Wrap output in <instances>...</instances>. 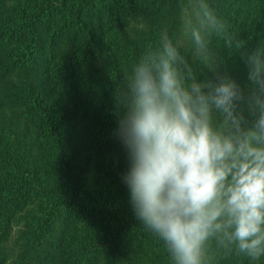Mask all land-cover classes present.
<instances>
[{"label":"trees","instance_id":"16d2710c","mask_svg":"<svg viewBox=\"0 0 264 264\" xmlns=\"http://www.w3.org/2000/svg\"><path fill=\"white\" fill-rule=\"evenodd\" d=\"M207 2L226 29L210 36L214 69L182 39L181 11L198 0H0V264H172L122 182L129 159L115 96L166 31L198 81L227 76L247 97L242 54L264 46V0ZM229 35L242 46L229 48ZM203 264L264 257L212 237Z\"/></svg>","mask_w":264,"mask_h":264},{"label":"clouds","instance_id":"9594fccd","mask_svg":"<svg viewBox=\"0 0 264 264\" xmlns=\"http://www.w3.org/2000/svg\"><path fill=\"white\" fill-rule=\"evenodd\" d=\"M194 59L214 69L210 36L226 32L207 0L181 11ZM242 42L227 36L225 44ZM182 42L162 32L118 87L116 136L127 150L137 219L166 246L172 264H203L210 238L251 261L264 257V46L242 54L251 89L198 81ZM245 103L249 122L243 114Z\"/></svg>","mask_w":264,"mask_h":264},{"label":"rangeland","instance_id":"374dc122","mask_svg":"<svg viewBox=\"0 0 264 264\" xmlns=\"http://www.w3.org/2000/svg\"><path fill=\"white\" fill-rule=\"evenodd\" d=\"M193 8H194V7H186V9H185L184 12H190ZM182 33H183V28H182ZM185 38H187V37H185V36L183 35V38H182L183 41H184ZM15 232H16V230L13 232V235L15 234Z\"/></svg>","mask_w":264,"mask_h":264}]
</instances>
